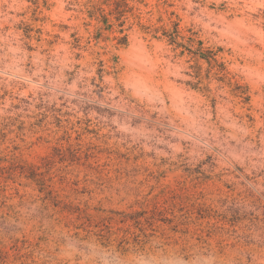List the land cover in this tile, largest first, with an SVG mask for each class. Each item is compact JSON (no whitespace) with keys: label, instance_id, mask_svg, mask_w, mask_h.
<instances>
[{"label":"rangeland","instance_id":"374dc122","mask_svg":"<svg viewBox=\"0 0 264 264\" xmlns=\"http://www.w3.org/2000/svg\"><path fill=\"white\" fill-rule=\"evenodd\" d=\"M0 264H264V0H0Z\"/></svg>","mask_w":264,"mask_h":264}]
</instances>
